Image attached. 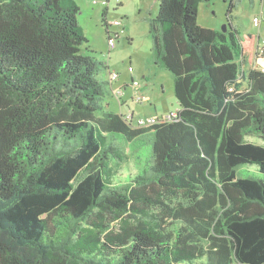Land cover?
Returning <instances> with one entry per match:
<instances>
[{
  "label": "trees",
  "instance_id": "1",
  "mask_svg": "<svg viewBox=\"0 0 264 264\" xmlns=\"http://www.w3.org/2000/svg\"><path fill=\"white\" fill-rule=\"evenodd\" d=\"M206 1L149 18L179 109L139 126L75 0H0V264H264V69Z\"/></svg>",
  "mask_w": 264,
  "mask_h": 264
},
{
  "label": "rangeland",
  "instance_id": "2",
  "mask_svg": "<svg viewBox=\"0 0 264 264\" xmlns=\"http://www.w3.org/2000/svg\"><path fill=\"white\" fill-rule=\"evenodd\" d=\"M80 8L78 19L80 25L88 39L84 48L88 47L91 52L88 54L98 57L104 61L111 72L118 75L112 83L114 88L124 81L129 80L134 75V80L139 86L129 85L128 92L140 89L151 96L150 102H138L129 99V105L136 110V116L148 118L147 114L155 113L157 99L162 100L163 110L177 109V101L174 92V77L168 71L159 68L154 63L153 40L150 34L149 18L156 17L159 11L158 0H75ZM232 0H208L202 2L198 9V22L205 27H216L224 30L223 26L227 22L226 12ZM237 22L240 27L241 35L251 31L255 36L262 30L261 27L254 25L255 15L263 16L264 0H235ZM119 20L120 26L112 25L111 22ZM110 23V25H108ZM109 31L115 37L116 45L109 52L108 38ZM117 33L119 34L118 36ZM247 39V37H246ZM245 39V41H246ZM256 42V37L254 38ZM259 56V54H258ZM142 95V92H141ZM145 96V95H142ZM118 97L115 93L107 98L110 103L109 109L117 110ZM166 111V112H167ZM173 111V112H174ZM171 115L170 112L166 113ZM130 124L129 122H127ZM248 140L255 143H263L261 138L248 136ZM250 171L255 173L254 166H250ZM135 172V169H132ZM127 169L122 168L120 174H126ZM258 172V171H257ZM259 176H262L259 173Z\"/></svg>",
  "mask_w": 264,
  "mask_h": 264
},
{
  "label": "crops",
  "instance_id": "3",
  "mask_svg": "<svg viewBox=\"0 0 264 264\" xmlns=\"http://www.w3.org/2000/svg\"><path fill=\"white\" fill-rule=\"evenodd\" d=\"M233 12H234V15L237 17V14H236V10L235 9H234ZM255 16H258V15H255ZM259 17H260V25L257 26V27H261L262 30L258 33L257 36H255L253 34V32L249 31L246 34L247 39H246V37L244 35L243 36L241 35L240 41H241V44L243 46V51L247 55V57H248L249 61L251 62V64H255L259 68L264 69V55H259V56L257 55V49H258L257 46L258 45H260V46L263 45L262 44V37H264V11H263V16L262 17L259 16ZM235 22H236V20H235ZM108 25H110V23ZM210 28L217 29L216 27H210ZM110 35H111V32L109 31V36ZM255 37H256V42L254 43L253 40H254ZM245 39H246V41H245ZM112 50L109 49V52H111ZM153 58H154V56H153ZM110 72H111V70H110ZM108 79H109V76H108ZM134 81H135L134 80V75H132L131 78H130V81L127 80V81H124L121 84H119L118 85V88H114L115 90H114L113 93L116 94L115 91H117V90H120L121 91L120 94H116L118 96V97H116V100H117V103H118V108H119V111L118 112L121 113L125 117L128 116V115H130L131 118H132L131 121L134 120L135 121L134 124H137L138 119L144 118V117L136 116V110L129 105V102H130L129 99L132 98L134 100V98H135V100H137L136 97H138L139 95H141V92H142V95H145L147 98L149 97V100H147V101H138L137 100V101L138 102H150L151 101V96H149L147 94H143V93H145V91L144 90L142 91V88L140 89L139 93H136V91L128 92L127 87L129 85H133ZM175 97H176V95H175ZM176 101H177V109H175V111L173 109L170 110V111H167V110L159 109V107L161 108V105L160 104H162V100L160 98L157 99L158 105H156V107H155V108H157L156 111H155L157 114L150 113V114H147L148 115L147 117L148 118H151V117H160V116L166 115V113H168V112H170V113H172L173 111L174 112H177V110L179 109V104H178L177 98H176ZM108 106H110V103H108Z\"/></svg>",
  "mask_w": 264,
  "mask_h": 264
},
{
  "label": "built area",
  "instance_id": "4",
  "mask_svg": "<svg viewBox=\"0 0 264 264\" xmlns=\"http://www.w3.org/2000/svg\"><path fill=\"white\" fill-rule=\"evenodd\" d=\"M253 22L256 26H259L260 25V17L259 16H255L253 18ZM112 25H118L120 26L122 24L121 21L119 20H114L111 22ZM119 34L117 33L116 36H118ZM108 45H109V49L112 50L114 49L115 45H116V42H115V37H113L112 35L109 36L108 38ZM262 46L258 45V49H257V55H264V37H262ZM118 78V75L113 73V72H110L109 74V80L111 82H113L114 80H116ZM134 86H138L139 83L137 81H134L133 83ZM116 94H120L121 91L120 90H117L115 91ZM136 99L138 101H147L149 100V97L147 98L146 96H142V95H139L138 97H136ZM176 113L177 112H172L171 115L167 116V115H163V116H160V117H151V118H140L138 119L137 121V125L139 126H150V125H153L155 123H157L158 121H170L172 120L175 116H176ZM127 119V121L129 122L132 118L130 115L126 116L125 117Z\"/></svg>",
  "mask_w": 264,
  "mask_h": 264
},
{
  "label": "water",
  "instance_id": "5",
  "mask_svg": "<svg viewBox=\"0 0 264 264\" xmlns=\"http://www.w3.org/2000/svg\"><path fill=\"white\" fill-rule=\"evenodd\" d=\"M223 31H226L227 30V28H226V24L223 26Z\"/></svg>",
  "mask_w": 264,
  "mask_h": 264
},
{
  "label": "clouds",
  "instance_id": "6",
  "mask_svg": "<svg viewBox=\"0 0 264 264\" xmlns=\"http://www.w3.org/2000/svg\"><path fill=\"white\" fill-rule=\"evenodd\" d=\"M125 117V116H124Z\"/></svg>",
  "mask_w": 264,
  "mask_h": 264
}]
</instances>
